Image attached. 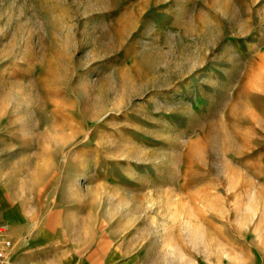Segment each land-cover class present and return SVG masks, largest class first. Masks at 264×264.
<instances>
[{"label": "rangeland", "instance_id": "obj_1", "mask_svg": "<svg viewBox=\"0 0 264 264\" xmlns=\"http://www.w3.org/2000/svg\"><path fill=\"white\" fill-rule=\"evenodd\" d=\"M0 206L42 264H264V0H0Z\"/></svg>", "mask_w": 264, "mask_h": 264}, {"label": "crops", "instance_id": "obj_2", "mask_svg": "<svg viewBox=\"0 0 264 264\" xmlns=\"http://www.w3.org/2000/svg\"><path fill=\"white\" fill-rule=\"evenodd\" d=\"M19 218L16 207L5 210L0 206V252L3 253L0 264H42L38 254L28 251L24 238L19 235L20 229L15 228ZM4 239H10L11 245L5 246Z\"/></svg>", "mask_w": 264, "mask_h": 264}, {"label": "built area", "instance_id": "obj_3", "mask_svg": "<svg viewBox=\"0 0 264 264\" xmlns=\"http://www.w3.org/2000/svg\"><path fill=\"white\" fill-rule=\"evenodd\" d=\"M0 233H2V230H0ZM1 256H3V253H2V252H0V257H1Z\"/></svg>", "mask_w": 264, "mask_h": 264}]
</instances>
